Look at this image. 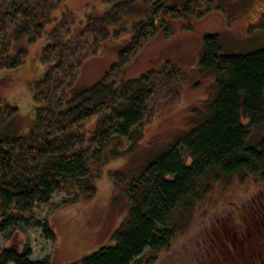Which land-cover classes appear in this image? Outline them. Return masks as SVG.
Masks as SVG:
<instances>
[{"label":"trees","instance_id":"obj_1","mask_svg":"<svg viewBox=\"0 0 264 264\" xmlns=\"http://www.w3.org/2000/svg\"><path fill=\"white\" fill-rule=\"evenodd\" d=\"M66 1L0 0V69L22 64L27 50L18 45L20 39L40 35L61 6L59 19L47 32L49 41L41 49L45 69L30 83L34 99L41 104L25 134H10L9 119L18 107L0 99V232L17 216L27 220L24 213L31 217L33 207L48 203L55 192L72 195L64 203L92 197L99 167L122 153L117 149L122 138L131 137L153 116L163 94L174 89L169 85L175 82L178 88L186 78L181 68L165 64L125 79L123 64L159 29L169 26L165 15L177 16L182 9L190 11L208 2L191 0L179 9L168 0H140L143 16L135 22L119 63L101 80L71 94L80 63L111 33L110 26L134 11L137 0L111 4L103 13L89 10L79 22L83 28L75 34L71 26L77 17L66 8ZM198 68L214 78L204 119L124 184L127 213L110 241L71 264H131L145 249L165 250L174 236V228L167 227L171 213L191 204L210 181L249 173L257 183H264V48L227 54L221 51L218 36L207 34ZM254 131L260 138L252 144ZM256 204L262 210L264 196ZM42 229L46 238L55 239L48 222ZM250 252L239 262L264 264V245ZM30 255L27 244L22 251L4 248L0 264H49Z\"/></svg>","mask_w":264,"mask_h":264},{"label":"rangeland","instance_id":"obj_2","mask_svg":"<svg viewBox=\"0 0 264 264\" xmlns=\"http://www.w3.org/2000/svg\"><path fill=\"white\" fill-rule=\"evenodd\" d=\"M119 1L124 0H67L66 8L77 17L71 26L72 33L83 28L79 22L89 10L103 13ZM189 1L168 0L179 9ZM57 7L40 35L32 40L31 35L25 36L18 42L27 50L22 64L0 69V99L18 107L9 119L12 135L20 136L29 130L34 110L41 104L34 99L30 83L45 69L41 49L49 41L47 32L59 19L61 6ZM142 7L137 0L134 11L110 26L111 33L100 39L94 52L80 63L69 93L101 80L119 63L121 50L131 41L135 22L143 16ZM164 18L169 26L146 40L123 64L121 73L125 79H135L168 64L185 72L184 82L178 88L177 83H171L169 87L174 89L163 94L153 116L134 129L131 137L122 138L117 147L122 153L109 157L96 171L91 198L64 203L72 195L53 193L48 203L33 207L31 217L24 213L27 220L17 216L0 232V250L16 247L22 251L27 244L32 260L71 264L105 245L127 213L129 202L124 184L135 179L155 156L204 119L206 102L214 91L213 75L198 68L204 36L216 34L221 51L227 54L264 48V0H208L190 11L182 9L179 15L167 14ZM259 138L260 133L254 131L250 142L255 144ZM177 149L184 152L180 145ZM209 184L191 204L171 213L167 227L174 228V236L170 246L156 252L145 249L131 264H242L239 260L249 256L254 239L264 234V218L260 217L264 208L258 210L256 204L264 196V183H257L249 173H234ZM44 222L53 228L54 240L44 236ZM248 232L251 235H246Z\"/></svg>","mask_w":264,"mask_h":264},{"label":"flooded vegetation","instance_id":"obj_3","mask_svg":"<svg viewBox=\"0 0 264 264\" xmlns=\"http://www.w3.org/2000/svg\"><path fill=\"white\" fill-rule=\"evenodd\" d=\"M246 235H251V232L246 233ZM260 235H261L260 239L257 238L254 239V243H252V251H255L258 247L264 245L262 242V238H264V234H260Z\"/></svg>","mask_w":264,"mask_h":264}]
</instances>
